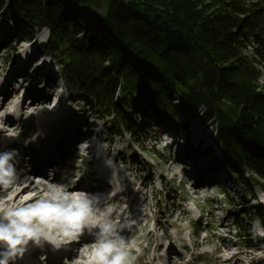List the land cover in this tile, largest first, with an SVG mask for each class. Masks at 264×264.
<instances>
[{"label":"trees","instance_id":"trees-1","mask_svg":"<svg viewBox=\"0 0 264 264\" xmlns=\"http://www.w3.org/2000/svg\"><path fill=\"white\" fill-rule=\"evenodd\" d=\"M0 17L29 33L47 30L43 53L74 101L112 119V135L134 138L145 123L140 137L153 138L155 115L199 114L214 127L219 165L247 170L264 190V0H0ZM164 28L188 37V49L170 45ZM247 215L264 228L263 207ZM236 224L237 239L255 247Z\"/></svg>","mask_w":264,"mask_h":264},{"label":"rangeland","instance_id":"rangeland-1","mask_svg":"<svg viewBox=\"0 0 264 264\" xmlns=\"http://www.w3.org/2000/svg\"><path fill=\"white\" fill-rule=\"evenodd\" d=\"M17 36H21L26 41L17 42L19 41L16 38ZM46 38L47 30L35 31L33 33L25 32L14 20L9 22L3 21L0 17V82L3 83L5 79L12 78L14 74L22 70L23 74L27 76L28 71H33L32 80H34L35 84H26L25 88H30L26 94V98L44 97L41 94L42 90L36 78L46 73H56L58 68L54 59L50 58L48 54L43 56L44 53L41 45ZM12 41L14 42L12 43ZM14 46H18V49L14 48L15 51L9 54L11 56L8 62L4 64V61H2V57L4 56L3 51H1L2 48L9 47L7 49L8 53L11 47L13 48ZM35 61L36 64H34ZM261 70L262 78L260 84L264 85V68ZM36 74L39 75L36 76ZM28 78L30 79L29 76ZM55 82L64 83L60 74L55 79ZM31 91L32 94L29 95ZM69 93L70 88L67 86L64 95ZM0 94H2L1 91ZM18 96L19 94L16 96L7 94L4 99L0 97L1 112H4L7 106ZM73 96L70 95V101L64 104L61 103L57 110L47 113L49 116H52V119H50V122H52L56 117L61 119L64 114L76 111L73 112L76 114L73 116L72 122H60L54 125L55 127L48 131V134L36 137L40 145L37 151L47 150L48 144L54 139H60L64 135V130L69 129L70 124L75 125L72 132H76V134H86L91 136V138L94 135L100 134L105 141V144H102L105 149L103 155L105 157H102V160L97 164L91 163L88 159L83 160L73 173L69 186H74L76 175L83 169L88 172L87 178L97 181L95 178L105 175L109 181L108 183H112L117 187L119 186L118 188H121V190H125L123 198H119L121 203L112 202L111 207L117 208L118 212L116 211L115 215H118L125 207L129 208V213H125L122 217L125 222L121 224V227L125 228L129 227L130 224L133 225L131 229L129 228L130 232L123 234L124 237L122 238L123 240L125 239L124 242L131 264H153L154 262L152 261L158 254L165 253L167 255L164 261H158L155 264H176L177 261L181 264L179 260L181 257H178L180 249L178 248L181 245H187V248H189L188 245L190 246L191 243L192 245L193 243L196 245L195 250L191 251L194 257H196L197 264H264V238L260 242L263 245L258 243L260 240L258 233L260 232L259 226L261 221L248 215V220L245 221L241 217V214L252 206L260 205L258 199L264 198V192L258 186L251 184L249 181L251 178L250 173L246 170L242 171L241 178L238 173L228 174L229 170L234 172L230 169L229 165L225 166L221 164L223 166L219 167V169L217 168L220 160L216 158L221 157V148L216 141L212 124H203L199 119V114L191 117L178 110V122L174 120L165 121L156 115L154 116L158 118L161 124L165 125L166 123L170 127L165 126L161 130L156 129L155 132L157 134L155 133L153 138L140 137V130L144 129L145 123H138V128L141 129L135 133L134 138L124 131H121L117 135H112L109 132L112 119L107 116L103 118L96 117V115L89 112L83 103L74 101L75 97L73 98ZM144 101L146 102V98ZM19 104L13 108L16 112H18ZM174 105L178 106V103L174 102ZM151 114L152 109L149 111L150 119L155 120L152 119L153 115ZM2 121L3 118L0 117V127L3 126ZM31 127L29 128L31 131L27 136L29 141L30 136H36V130L33 128L34 125ZM181 127L187 128L186 131L181 130ZM85 128L86 131H83ZM150 130H153V128L150 127ZM165 130L175 136L173 143H171V137L167 138ZM66 134H69V132ZM10 135L12 134L10 133ZM3 137L0 134V144H9V135L4 137L5 140H3ZM28 140H23V143H29ZM134 140H137L138 144L134 143ZM197 143H200L201 146L196 145ZM43 145H45L44 149ZM10 150H13V146L9 147L6 151ZM1 151L2 147L0 146ZM203 151L210 152L211 154L202 155L201 152ZM88 161L90 163V170L86 168ZM179 162H182L184 167L188 169L187 173H190L189 170L191 169L187 162H196L197 168L202 172L199 175L200 179L205 183L220 180L221 177L228 180L234 185L238 193H233L237 201L232 203L225 200V205L221 208L215 203L217 199L214 197L198 199L190 197L187 192V189H190L187 184V173L183 171L181 167L183 164H179ZM242 181L244 182L242 183ZM183 186H186L184 191L182 189ZM11 188L6 192L10 191ZM135 192H138V194ZM17 193H21L19 201L16 202L15 200L11 209L13 206L17 209V206L21 207L24 203L31 200V204L26 206L29 207L41 199H32V190L26 193L23 192L22 188H17V191H13L11 195L13 196ZM249 198L252 200L250 201ZM131 199L134 201L130 205H123L125 201L127 203ZM194 204L197 205L198 209H201L203 216L208 220L211 213L219 209L222 220L212 215L211 225L205 230L204 224L194 215V209L191 210V208H194ZM260 206L264 208L263 204ZM236 222L239 224L237 225ZM235 224L242 226V230L246 231L248 229L247 233L255 247L249 250L245 247L244 241H239L234 237L235 231L233 227ZM93 229L97 230V228ZM234 229L237 228L234 227ZM199 230L201 233H199ZM166 237H169V241L165 240ZM205 237L206 239H202ZM225 239L228 241H224ZM158 241H161L167 248L168 246L171 247V250L165 251L164 249L160 252L157 251L155 247ZM178 243H180V246ZM16 249L18 248L16 247ZM26 250L28 249L26 248ZM17 251L15 254H17ZM34 251L38 252L39 250ZM34 251L32 258L37 256ZM24 255L28 259V252H24ZM174 257L176 258L175 260L173 259ZM17 261L18 258L14 257L10 263L8 261V264H17Z\"/></svg>","mask_w":264,"mask_h":264},{"label":"clouds","instance_id":"clouds-1","mask_svg":"<svg viewBox=\"0 0 264 264\" xmlns=\"http://www.w3.org/2000/svg\"><path fill=\"white\" fill-rule=\"evenodd\" d=\"M15 150L0 152V186L15 180ZM113 209L101 211L96 200L85 194H70L64 186L52 187L29 206L6 210L0 215V242L7 248L17 245L43 247V242L58 246L61 237L75 239L84 227L98 228L90 264H131L125 242L116 234V224L108 219ZM8 264L11 252L0 253ZM134 259V258H132Z\"/></svg>","mask_w":264,"mask_h":264},{"label":"bare ground","instance_id":"bare-ground-1","mask_svg":"<svg viewBox=\"0 0 264 264\" xmlns=\"http://www.w3.org/2000/svg\"><path fill=\"white\" fill-rule=\"evenodd\" d=\"M3 72V71H2ZM7 95V93L5 92V93H2V95H1V99L2 98H4L5 96ZM52 98V97H51ZM18 101L17 100H15V102H14V105H18V103H17ZM1 111V110H0ZM73 112H76V111H73ZM72 111L71 112H69V113H66V114H64L62 117H61V119H53L52 120V122H50L51 120L50 119H52V116H49L48 114H45V116L43 117V118H41V119H38V126H39V129H40V131H36L35 133H36V137H39L40 135H41V133H42V130H46V131H50V130H52L55 126L54 125H56V124H58V123H60V122H67V123H71L72 122V119H73V116L76 114V113H73ZM59 120V121H58ZM28 126H32V122H30V120H29V122H28ZM74 127H75V125H69V129H65L64 130V135L66 134V133H68V132H72L73 131V129H74ZM32 128V127H31ZM64 135H62L61 136V138L60 139H54V140H52V142L51 143H49L48 144V151H50V154L51 153H53V152H55V151H57L60 147H63V150H68L69 148H70V146H72L71 148H74L75 146L77 147V145H73L74 143L73 142H71L70 140H69V138L70 137H67V134L64 136ZM91 138V136H89V139ZM89 139L87 138V137H84L83 138V140L82 141H80V143H85V141H89ZM61 140H65L66 142H67V144H65V145H62L61 144ZM210 143H212V142H210ZM13 144V143H12ZM9 147V146H8ZM7 147V148H8ZM74 151H76V148H74ZM3 152H5V151H3ZM76 153H79V151H76ZM45 155H47V154H38V157L37 158H39V156L41 157L42 156V159L44 158V156ZM69 157H71V156H68L67 155V157H65V161H64V163H62L64 166L66 165V162H67V160L69 159ZM68 158V159H67ZM71 162V161H70ZM66 167H68V165L66 166ZM217 167V166H216ZM44 168H46V166L44 167ZM218 169H219V167H217ZM46 170V169H45ZM47 174L49 173V171H50V168H47ZM242 172V171H241ZM229 174L231 173V170L228 172ZM18 185H16L15 187H17ZM83 186H85V184H83ZM0 187H3V186H0ZM28 187L29 186H26L25 188H24V191L23 192H26V193H28V191H29V189H28ZM15 190V189H14ZM49 191V190H48ZM47 191V192H48ZM67 192L68 193H70V194H72L71 192H70V190H67ZM46 193V191H44L43 193H42V196H44V194ZM47 194V193H46ZM136 194H138V192L136 193ZM19 195H21V193H17V194H15L12 198H10L9 199V201H10V204H13V202L18 198V196ZM36 197L37 196H34L32 199H36ZM41 198V197H40ZM261 202H263L264 203V198H260L259 199ZM134 201V200H133ZM132 201V202H133ZM16 202H17V200H16ZM29 204H31V200H29L28 202H26V203H24L23 204V206L22 207H26V206H28ZM5 209V207H3L2 209H0V211H3ZM115 217V210L114 211H112L111 212V215L108 217V219L109 220H111V219H113ZM137 222V221H136ZM129 228L131 229V226H129V227H125L124 229H122L121 230V232H120V234L122 233V234H125V233H128L129 232ZM115 231L116 232H118L119 231V228L117 227L116 229H115ZM88 235H91V234H88ZM63 238H66V237H63ZM166 240L167 241H169V237H166ZM47 242H43V246L46 244ZM16 247L18 248V249H16ZM27 247H29L30 249H33V248H36L37 246H34L33 244H32V242L30 241L29 242V244L27 245V246H24V245H17V246H15V248H7V247H5L4 245H3V243L2 242H0V252H11V256H10V258H9V263H10V261L11 260H13V258L14 257H17L18 258V255L20 256V257H22V259H26L25 258V255H24V252H27L28 250H26V248ZM156 250L157 251H161V250H164L165 249V251H170L171 250V247H169L168 246V248L166 247V246H164V244L161 242V241H158V243L156 244ZM16 250H18L17 251V254H15V252H16ZM73 254L68 258V260L69 261H71L72 260V262L73 261H76V258H77V255H78V253H76V252H72ZM167 255V253H165V254H158L157 256H156V258H154V260H153V262L155 263H158V261H160V262H163L164 261V258H165V256ZM0 258H1V256H0ZM27 260H30V256L28 257V259ZM74 263V262H73Z\"/></svg>","mask_w":264,"mask_h":264},{"label":"water","instance_id":"water-1","mask_svg":"<svg viewBox=\"0 0 264 264\" xmlns=\"http://www.w3.org/2000/svg\"><path fill=\"white\" fill-rule=\"evenodd\" d=\"M164 37L167 42L173 47L186 50L189 47L188 37H183V35L173 29L164 28Z\"/></svg>","mask_w":264,"mask_h":264}]
</instances>
